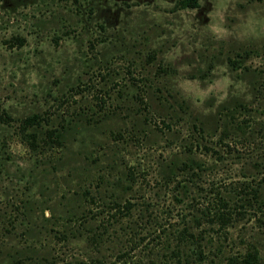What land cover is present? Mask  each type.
Returning a JSON list of instances; mask_svg holds the SVG:
<instances>
[{"label":"rangeland","instance_id":"obj_1","mask_svg":"<svg viewBox=\"0 0 264 264\" xmlns=\"http://www.w3.org/2000/svg\"><path fill=\"white\" fill-rule=\"evenodd\" d=\"M33 113L45 120L38 140L53 127L60 144L25 142L22 120ZM188 160L175 205L177 188L162 178L168 163ZM129 169L137 180L125 192L118 180ZM96 181L106 197L138 198L126 235L100 247L87 233L53 238ZM210 192L235 205L222 232L213 224L218 233L198 216ZM263 201L264 0H0V264H36L55 250L59 264H117L120 249L158 261L159 223L172 235L206 229L214 246L201 264L254 249L264 264Z\"/></svg>","mask_w":264,"mask_h":264},{"label":"trees","instance_id":"obj_2","mask_svg":"<svg viewBox=\"0 0 264 264\" xmlns=\"http://www.w3.org/2000/svg\"><path fill=\"white\" fill-rule=\"evenodd\" d=\"M180 4L182 7H196L198 6V0H180ZM231 63L235 67L239 66L237 65L236 60H232ZM139 100L143 101L142 97ZM229 111V117L232 118L231 125H233V128L244 133L245 127L249 126L244 120L245 117L239 121V119H236V112L240 111H237V109L233 110V108L229 109ZM43 118L44 117H42L41 114L33 113L22 120L21 129L23 130L25 142H27L30 146L37 147L41 145L44 148L60 144L62 132L53 127H46L43 131H40L42 133L40 137L41 141L38 140L39 132L35 128L42 126V122H45ZM30 128H34L33 131L27 132ZM204 148L207 151L214 150L212 147H208V145H204ZM195 167H197V169L199 168L198 165H195ZM166 168L167 173L166 176L162 178V182L171 191L177 188L176 193H171V199L174 200L175 205L183 203L184 199L182 195H184L186 187L183 180L179 176L181 172H184L186 169L193 168V162H189L188 160L182 162L180 165L175 162H170L167 164ZM98 178L97 180H99ZM136 180L135 171L129 169L124 171L123 178H120L118 182L123 181L124 184L121 190L128 192L133 189V184L136 183ZM94 191H97V193H94ZM253 191V198L258 196V200L255 199V201H259V191L257 189H253ZM78 193L82 201V204L80 205V208L82 209L80 211L71 210L63 215L59 221L61 228L55 231L53 238L62 237V240L66 239L67 241L70 233H87L85 236L87 241L89 240L91 244H94L96 247H100L101 244L105 243L106 239L111 235L120 241L122 235L125 234L122 231L127 228V226L126 228L123 226V223L130 221L133 210H135V207L139 205L138 198L130 195L122 199V196L112 194L106 197V195H104L101 191L99 181H96V187L89 182V184L84 185ZM210 194V199L198 209V216L199 219L205 220V222L210 225L212 231L218 233L216 227H213V224H216L217 229L220 230L219 232H222L231 219L234 218L233 214L235 213V205L231 203V197H227L221 192H210ZM145 206L147 207V204H145ZM261 211L264 214V207L261 208ZM181 218L184 219L185 216L181 215ZM194 218L196 219V217L193 216V219ZM93 220L97 222L95 225H92ZM154 220H156V217H154ZM158 227L163 230V237H160L155 233L151 234L153 240L160 238V242L158 243L159 247L155 246L157 248L156 252H159L158 254L160 258L158 261L149 258L146 262L142 263L140 259H136L135 257L126 259L125 255L128 254L127 250L120 249L115 255L118 259L121 258V262L117 264H201V262H204V259L206 258L205 249L208 245L214 246L212 236L208 234L206 229H202L201 232L197 234L194 233L191 227L184 225L181 228H175L176 232L174 231L175 234L172 235V231L163 229L164 226L162 224L159 223ZM170 235L173 236V239H175L173 245L169 242ZM144 238L145 237H140L139 239L143 240ZM204 240L208 242L203 243ZM151 248L152 247L148 246V249ZM215 248L218 250V246H215ZM55 254L52 253L50 258L47 256L45 257L44 255L43 257H39L40 259L36 264H59L55 259ZM62 262V264H90L87 260L78 258H75L74 260L68 259V261L63 259ZM100 264H105V262ZM226 264H260V261L257 251L254 249L229 255L226 259Z\"/></svg>","mask_w":264,"mask_h":264}]
</instances>
